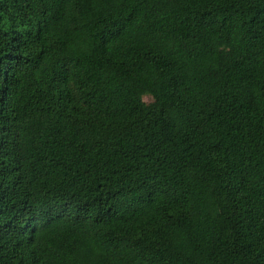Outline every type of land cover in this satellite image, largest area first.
<instances>
[{
    "label": "trees",
    "instance_id": "16d2710c",
    "mask_svg": "<svg viewBox=\"0 0 264 264\" xmlns=\"http://www.w3.org/2000/svg\"><path fill=\"white\" fill-rule=\"evenodd\" d=\"M0 264H264V0H0Z\"/></svg>",
    "mask_w": 264,
    "mask_h": 264
},
{
    "label": "rangeland",
    "instance_id": "374dc122",
    "mask_svg": "<svg viewBox=\"0 0 264 264\" xmlns=\"http://www.w3.org/2000/svg\"><path fill=\"white\" fill-rule=\"evenodd\" d=\"M145 100H148V98H147V97H145Z\"/></svg>",
    "mask_w": 264,
    "mask_h": 264
}]
</instances>
